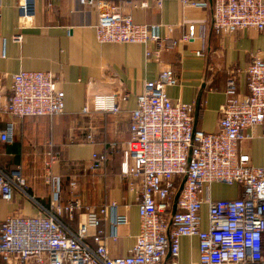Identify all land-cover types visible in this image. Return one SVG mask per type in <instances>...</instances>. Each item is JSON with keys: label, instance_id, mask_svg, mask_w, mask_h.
Returning <instances> with one entry per match:
<instances>
[{"label": "built area", "instance_id": "2783aa9c", "mask_svg": "<svg viewBox=\"0 0 264 264\" xmlns=\"http://www.w3.org/2000/svg\"><path fill=\"white\" fill-rule=\"evenodd\" d=\"M85 8H97L94 25L100 43H141L148 60H160V52L176 41L161 35L159 25L135 23L132 17L109 0H78ZM162 0H156L157 5ZM184 5L208 7L209 0H180ZM31 1L21 2V20L30 11ZM212 30L225 36L242 29L264 31V0H211ZM192 28V25L190 26ZM20 34L13 38L20 41ZM192 39L190 32L181 42ZM204 43V35H202ZM201 50L196 55L203 54ZM50 71L20 70L12 75L11 94H0V113L15 117L53 116L63 112L64 92ZM177 84L170 67H163L157 79L147 81L129 113V139L123 144L120 175L136 192L139 231L127 256H110L100 227L111 211V236L119 224H127L125 212L116 202L98 212L76 197L62 205L61 179L54 172L56 156L45 162L44 181L50 186L48 205L31 198L40 213L35 216L8 215L0 223V264H182L181 237L198 239V264H264V166H254L241 143L256 128L264 137V61L259 52L251 55L246 68V93L237 95L234 78L226 80V101L222 105L216 132L193 127L194 105L173 100L166 87ZM125 95H96L95 111L117 113ZM88 108L84 107L83 112ZM251 131V135L247 133ZM10 138L9 129L0 131V142ZM87 140L92 142L90 135ZM115 146V145H113ZM93 169H102L103 152L91 155ZM176 210L171 214L173 197L182 179ZM213 182L240 187V196L230 199L202 198L205 185ZM24 178L18 171L0 168V198L11 201L15 189L25 192ZM76 180L70 181L71 194ZM170 203V207H168ZM207 205V227L202 228V205ZM85 215L76 231L61 220ZM90 228L94 233L90 234ZM90 236L95 247L85 239ZM167 253L169 258L164 262Z\"/></svg>", "mask_w": 264, "mask_h": 264}, {"label": "crops", "instance_id": "0c3cea01", "mask_svg": "<svg viewBox=\"0 0 264 264\" xmlns=\"http://www.w3.org/2000/svg\"><path fill=\"white\" fill-rule=\"evenodd\" d=\"M30 11L20 23V4L26 0H0V94H11L12 75L20 70L50 71L64 92L62 113L19 118L0 113V131L9 129L10 138L0 142V168L18 171L24 178V190L15 189L11 201L0 198V223L8 215L35 216L40 213L34 198L48 205L51 191L44 181V168L51 155L56 156L54 172L61 179V204L74 197L90 205L93 211L114 201L126 213L127 224H119L111 236L112 212L101 221L102 238L109 255L127 256L139 231L136 192L120 175L121 148L129 139V113L147 81L157 79L163 67H170L177 84L166 87L167 95L194 105L199 97L196 129L216 132L220 109L226 101V80L234 78L237 95L246 93V68L251 55L259 52L264 61V31L242 29L218 36L212 30V6L184 5L180 0H109L117 4L135 23L159 25L161 35L176 41L162 50L160 60H148L141 43H100L94 25L99 10L85 8L78 0H30ZM192 25V28L190 26ZM192 39L181 42L189 33ZM20 34V41L13 36ZM204 35V43H202ZM203 54L196 55L201 50ZM125 95L117 113L95 111L96 95ZM87 107L88 111L83 112ZM194 117V116H193ZM251 135V131H247ZM90 135L92 142L87 140ZM115 145V146H113ZM254 166H264V137L256 128L241 143ZM93 152H103L102 169L91 168ZM76 180L71 194L70 181ZM202 198L230 199L240 196V187L213 182L205 185ZM202 228L207 227V205L201 208ZM64 225L76 231L85 215L72 220L64 214ZM89 233H94L90 228ZM85 242L95 247L92 237ZM182 264H198L196 237H181L179 255ZM6 264V263H5Z\"/></svg>", "mask_w": 264, "mask_h": 264}, {"label": "water", "instance_id": "95a60500", "mask_svg": "<svg viewBox=\"0 0 264 264\" xmlns=\"http://www.w3.org/2000/svg\"><path fill=\"white\" fill-rule=\"evenodd\" d=\"M30 1V0H29ZM198 106H199V97L197 98L196 100V103H195V112H194V120H193V127H195V124H196V119H197V110H198ZM184 180L185 178L182 179L181 183L179 184L178 186V189L173 197V204H172V210H171V214H174L175 210H176V202H177V199H178V196H179V193H180V190L182 189L183 187V183H184ZM169 258V253H167L166 255V258L164 260V262Z\"/></svg>", "mask_w": 264, "mask_h": 264}, {"label": "rangeland", "instance_id": "374dc122", "mask_svg": "<svg viewBox=\"0 0 264 264\" xmlns=\"http://www.w3.org/2000/svg\"><path fill=\"white\" fill-rule=\"evenodd\" d=\"M168 207H170V203H168Z\"/></svg>", "mask_w": 264, "mask_h": 264}]
</instances>
